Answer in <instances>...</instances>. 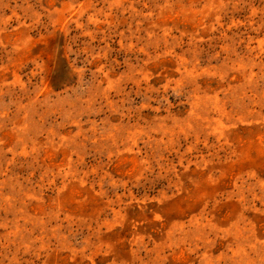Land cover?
Returning a JSON list of instances; mask_svg holds the SVG:
<instances>
[{
    "label": "rangeland",
    "instance_id": "rangeland-1",
    "mask_svg": "<svg viewBox=\"0 0 264 264\" xmlns=\"http://www.w3.org/2000/svg\"><path fill=\"white\" fill-rule=\"evenodd\" d=\"M0 264H264V0H0Z\"/></svg>",
    "mask_w": 264,
    "mask_h": 264
}]
</instances>
